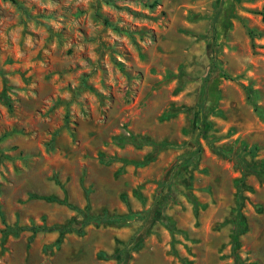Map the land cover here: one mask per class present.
<instances>
[{
	"label": "rangeland",
	"instance_id": "374dc122",
	"mask_svg": "<svg viewBox=\"0 0 264 264\" xmlns=\"http://www.w3.org/2000/svg\"><path fill=\"white\" fill-rule=\"evenodd\" d=\"M263 15L0 0V264H264Z\"/></svg>",
	"mask_w": 264,
	"mask_h": 264
},
{
	"label": "trees",
	"instance_id": "16d2710c",
	"mask_svg": "<svg viewBox=\"0 0 264 264\" xmlns=\"http://www.w3.org/2000/svg\"><path fill=\"white\" fill-rule=\"evenodd\" d=\"M156 3V2H155ZM263 21H264V15H263ZM131 217V215H128V216H125V217H122V216H96V217H88L87 221H95V222H107V221H117V222H120V221H123V220H126L127 218ZM4 220V218H3ZM8 229H11V228H8ZM24 230V228H16L14 229V234L15 235H18L20 234L22 231ZM66 230V229H65ZM64 230V232H65ZM66 231H70L69 230H66ZM234 239V242L236 243L238 241V236L237 234L234 235L233 237Z\"/></svg>",
	"mask_w": 264,
	"mask_h": 264
}]
</instances>
